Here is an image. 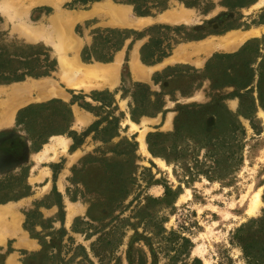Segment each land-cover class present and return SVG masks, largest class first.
<instances>
[{"label": "rangeland", "instance_id": "rangeland-1", "mask_svg": "<svg viewBox=\"0 0 264 264\" xmlns=\"http://www.w3.org/2000/svg\"><path fill=\"white\" fill-rule=\"evenodd\" d=\"M259 24L264 0H0V264H264Z\"/></svg>", "mask_w": 264, "mask_h": 264}, {"label": "crops", "instance_id": "crops-1", "mask_svg": "<svg viewBox=\"0 0 264 264\" xmlns=\"http://www.w3.org/2000/svg\"><path fill=\"white\" fill-rule=\"evenodd\" d=\"M259 25H264V24H259ZM253 30H247V32H245V33L243 32V34L236 33V32H228L225 35L208 37V38H205L203 40H199V41L195 42V44H192L195 47V50H194L195 52H193V54L190 55L189 57L182 55V61H184L186 63H190L197 68H201L206 64L207 60L215 52H222L223 51V52H227V53H232V52L237 51L247 41L248 37L257 36V35H251V36L248 35L250 32H253ZM240 36H247V37L239 46L237 45L234 49H230V48L227 49L225 47L231 43L232 39L238 38ZM253 40H258V37H253ZM186 50H187L186 45L180 44L174 50V55L165 59V60L168 61L172 57L174 59V56L180 57L181 54H183ZM183 58H185V60H183Z\"/></svg>", "mask_w": 264, "mask_h": 264}, {"label": "trees", "instance_id": "trees-1", "mask_svg": "<svg viewBox=\"0 0 264 264\" xmlns=\"http://www.w3.org/2000/svg\"><path fill=\"white\" fill-rule=\"evenodd\" d=\"M200 39H201V38H200ZM253 41H254V42H259V46H258V55L256 56V58L258 59V58L261 57L260 50H261V47L264 46V38H263V41L252 40V42H253ZM249 44H250V41H249V43H247V44L244 46V48L247 47ZM244 48L241 50V52L244 50ZM168 54H169L168 52L162 51V52H161V55H159L157 59L152 58V59H150V60H147V59L144 57V55H143L142 60H143V62H145V63H147V64H154V63H156L157 61H159L161 58L166 57ZM86 56H87V54H85V57H86ZM88 56H89V55H88ZM86 58H87V60H90V59H91V57H86ZM96 59H97V60H100V61H106V60L103 59V58H98V57H97ZM18 79H19V77L2 78L3 81H15V80H18ZM261 103H262V102H261ZM263 106H264V105H263ZM186 242H187L188 244H190V241H189V240H186ZM193 264H201V261H200V260H195Z\"/></svg>", "mask_w": 264, "mask_h": 264}, {"label": "bare ground", "instance_id": "bare-ground-1", "mask_svg": "<svg viewBox=\"0 0 264 264\" xmlns=\"http://www.w3.org/2000/svg\"><path fill=\"white\" fill-rule=\"evenodd\" d=\"M261 5V3H256L255 6H259ZM261 33V30L256 28L253 30V32H250L248 35L251 36V35H259ZM247 36H240L238 38H234L232 39L231 43L228 44L227 46H225L227 49H234L237 45H240L246 38ZM217 46V45H216ZM218 47V46H217ZM222 47V46H221ZM220 47V48H221ZM219 48V47H218ZM223 48V47H222ZM224 49V48H223ZM140 140H141V150H143L144 152H146V145H145V142H144V139L143 137L141 136L140 137ZM258 202L255 203L254 207L252 208L253 211L255 212L258 208Z\"/></svg>", "mask_w": 264, "mask_h": 264}]
</instances>
